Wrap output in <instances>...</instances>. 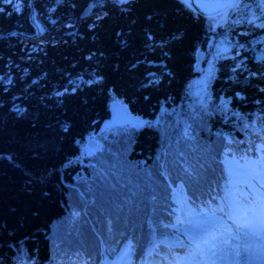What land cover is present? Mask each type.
<instances>
[{
  "label": "trees",
  "instance_id": "16d2710c",
  "mask_svg": "<svg viewBox=\"0 0 264 264\" xmlns=\"http://www.w3.org/2000/svg\"><path fill=\"white\" fill-rule=\"evenodd\" d=\"M28 1L0 0V34L33 32ZM30 1L42 32L0 36V264H100L125 244L129 264H193L183 207L259 198L233 166L264 174V0L216 19L179 0ZM113 101L142 124L100 129Z\"/></svg>",
  "mask_w": 264,
  "mask_h": 264
},
{
  "label": "bare ground",
  "instance_id": "6f19581e",
  "mask_svg": "<svg viewBox=\"0 0 264 264\" xmlns=\"http://www.w3.org/2000/svg\"><path fill=\"white\" fill-rule=\"evenodd\" d=\"M189 218L192 224L190 232H192L193 236L202 233V228L197 227L198 224L202 223L203 227L210 228L218 237L217 247L214 250L215 256L207 255V264H219L243 254L260 256V249L264 246V240H261L258 236L255 240L252 237H248L244 232L237 233L236 225L233 224L232 220H217L209 214H190ZM229 233L232 236H237L238 239H232ZM226 240H230V243H224ZM127 261V255L123 250L112 262L107 264H127Z\"/></svg>",
  "mask_w": 264,
  "mask_h": 264
},
{
  "label": "water",
  "instance_id": "95a60500",
  "mask_svg": "<svg viewBox=\"0 0 264 264\" xmlns=\"http://www.w3.org/2000/svg\"><path fill=\"white\" fill-rule=\"evenodd\" d=\"M185 7H187L188 9H190L191 11L197 13L198 15H200L201 17L205 18V19H213L216 17H219L227 12H229L231 9L235 8L237 6V4L239 3L240 0H179ZM28 6H29V22L33 27V32L31 34H23L21 32H17L15 30L9 31L7 33L4 34H0V36H6V35H19L22 37H34L38 34H40L42 32V27L39 25L38 21L36 20L35 17V9L31 3V1H28ZM90 8V5L87 6V8H85V10H83V14L85 15L87 14L88 10ZM264 39V35L261 36V38L259 40H257L255 43H259L261 42V40ZM203 53L199 50H197L196 54H195V60L201 61L203 59ZM254 60H263L264 61V50L263 51H259L256 52L254 55ZM126 107L124 104H119L117 101H113L110 104L109 107V111H110V115H116L117 113L125 110ZM178 186L176 188H173V193L175 194V192H179L178 195L184 199L185 198V193L183 190V185L179 182L177 184ZM185 211H184V215L185 214H195L191 208L186 205L185 206ZM199 214V213H197ZM188 224L191 226V221L186 219ZM123 250L128 251L129 250V246L127 244H125L122 249L118 252L117 255H119L120 252H122ZM116 255V256H117ZM111 261L107 260L106 258L103 259V263L107 264L110 263Z\"/></svg>",
  "mask_w": 264,
  "mask_h": 264
},
{
  "label": "snow or ice",
  "instance_id": "6c2138e0",
  "mask_svg": "<svg viewBox=\"0 0 264 264\" xmlns=\"http://www.w3.org/2000/svg\"><path fill=\"white\" fill-rule=\"evenodd\" d=\"M229 219L236 225L237 233L244 232L247 229L248 233L264 240V193L254 203L237 205ZM197 227L202 228V233L192 237L193 257L215 256L214 250L217 247V235L210 228L203 227L202 223L198 224ZM229 236L232 239H238L237 236H232L231 233H229ZM224 243H230V240H226ZM258 258L264 261V246L261 247ZM196 264H199V260L196 261Z\"/></svg>",
  "mask_w": 264,
  "mask_h": 264
},
{
  "label": "rangeland",
  "instance_id": "374dc122",
  "mask_svg": "<svg viewBox=\"0 0 264 264\" xmlns=\"http://www.w3.org/2000/svg\"><path fill=\"white\" fill-rule=\"evenodd\" d=\"M240 2V1H239ZM239 4V3H238ZM237 4V5H238ZM234 9V8H233ZM233 9H231L229 12H231ZM229 12H227V13H225V14H223V15H221V16H219V17H222V16H224V15H226V14H229ZM219 17H216V18H219ZM216 18H213V19H216ZM264 34H261V36H263ZM261 36L257 39V40H259L260 38H261ZM226 49H227V46L225 45H221L220 46V49H219V53L218 54H221V53H224L225 51H226ZM255 55V54H254ZM254 57V56H253ZM204 58V57H203ZM203 60V59H202ZM201 60V61H202ZM198 62H200V61H198ZM210 74H211V64H209L208 62H206V64H205V66L203 67V69L201 68V73H200V75L194 80V87H195V93H196V95H197V99L198 100H201L203 97H204V94H205V92L207 91V88H208V86H209V80H210ZM118 102V101H117ZM119 103V102H118ZM119 104H121V103H119ZM125 124H129V125H136V126H138V125H140V124H142V120L138 117V116H136V115H134V114H132V113H130V112H128L126 109L125 110H123V111H121V112H119V113H117L116 115H113V116H111L110 115V118L108 119V120H106L105 121V123L104 124H102L101 125V127H100V129H106L107 127H109V126H111V125H125ZM95 141V140H94ZM93 141V144L92 145H90L89 144V149H87L86 148V151L85 152H91V150L95 147L94 145H95V142H97V141H95L94 142ZM257 148V150H258V147H256ZM259 160V159H258ZM261 162L264 164V159H262L261 160ZM234 169H235V171H236V173H237V175L243 180V181H245L246 183H248L250 186L252 185L251 183H252V178H251V176H250V173L252 172L251 170L250 171H248V172H244V171H242L239 167H237V166H234ZM260 176V179L262 180V179H264V174H260L259 175ZM178 184V183H177ZM175 185V187L174 188H176L178 185ZM173 191V190H172ZM178 193L179 192H175V194L174 193H172L173 194V198H176V196H178V197H180L179 195H178ZM183 210L185 211L186 209H185V207L183 208ZM234 209H232L231 211H230V213H229V215L227 216V217H225V218H218V217H213V218H215V219H217V220H224V221H228V220H231V219H229V216L230 215H232L233 214V211ZM199 211H196V213H195V211H194V213L197 215V213H198ZM200 214H202V212H199ZM189 215L190 214H185V217H186V219H188V220H190V218H189ZM189 227V225L184 229V233H185V235L190 239V240H192V237H193V235H190V233H188L187 232V228ZM128 245V244H127ZM124 252L126 253V255H127V258L129 257V254H128V251H126V250H124ZM194 258V257H193ZM194 260H195V263H193V264H196V261L197 260H199V263L200 264H207L208 263V256L206 255V256H204L203 258H200V257H195L194 258ZM127 264H128V261H127ZM174 264H177V263H174Z\"/></svg>",
  "mask_w": 264,
  "mask_h": 264
}]
</instances>
